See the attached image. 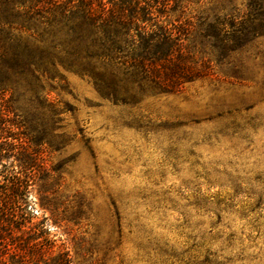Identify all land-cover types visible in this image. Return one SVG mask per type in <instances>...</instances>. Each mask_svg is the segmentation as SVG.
Listing matches in <instances>:
<instances>
[{
  "label": "rangeland",
  "instance_id": "obj_1",
  "mask_svg": "<svg viewBox=\"0 0 264 264\" xmlns=\"http://www.w3.org/2000/svg\"><path fill=\"white\" fill-rule=\"evenodd\" d=\"M161 2L200 77L115 99L65 72L60 122L2 117L24 142L3 164L71 264H264V0Z\"/></svg>",
  "mask_w": 264,
  "mask_h": 264
},
{
  "label": "trees",
  "instance_id": "obj_2",
  "mask_svg": "<svg viewBox=\"0 0 264 264\" xmlns=\"http://www.w3.org/2000/svg\"><path fill=\"white\" fill-rule=\"evenodd\" d=\"M161 0H0V264H71L55 240L33 232L29 184L3 164L24 146L10 114L49 116L66 108L49 101L65 72L91 78L111 97L170 94L200 77L184 62L174 27L160 20ZM106 67L111 68L110 72ZM65 89V88H64ZM15 124V125H14Z\"/></svg>",
  "mask_w": 264,
  "mask_h": 264
}]
</instances>
